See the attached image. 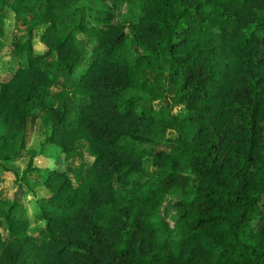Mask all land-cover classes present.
<instances>
[{
	"label": "trees",
	"instance_id": "trees-1",
	"mask_svg": "<svg viewBox=\"0 0 264 264\" xmlns=\"http://www.w3.org/2000/svg\"><path fill=\"white\" fill-rule=\"evenodd\" d=\"M27 23L12 45L24 61L0 81V160L21 154L33 102L61 84L46 139L67 157L84 141L92 161L46 168L32 216L35 182L16 174L0 264H264V0H44Z\"/></svg>",
	"mask_w": 264,
	"mask_h": 264
},
{
	"label": "rangeland",
	"instance_id": "rangeland-1",
	"mask_svg": "<svg viewBox=\"0 0 264 264\" xmlns=\"http://www.w3.org/2000/svg\"><path fill=\"white\" fill-rule=\"evenodd\" d=\"M5 13L0 21V39H2V47L0 48V81L13 73L20 62L24 61L23 57H18L12 49L15 40L26 34L28 28L27 20L32 13V7H42L44 0H23V5L20 10H16L12 4V0H7ZM112 4V3H111ZM115 12V18L120 23H128L130 21V7L127 3L112 4ZM34 50L36 52H45L47 48L38 39L33 38ZM129 45L133 50H138L136 40L129 34ZM57 57L56 51H49L45 59L55 60ZM153 77V76H151ZM168 91L167 98L173 103L176 90L170 82V78H165ZM61 88V84H47L44 91V99L35 101L32 104L33 116L29 118L27 125V143L21 154L16 158L0 160V197L5 198L11 195L15 184L17 183L16 174H27L35 182L36 192L34 195H25L27 213L33 215L39 205L40 199L46 196L50 189L45 184L46 168H57L59 170H67L70 173H75L79 167L89 165L92 161V156L87 151L86 142L77 141L75 148L77 152L72 157H67L55 143H51L46 139L48 134V126L41 121V113L45 109L48 98L55 91ZM69 101L72 102L76 110L78 108L77 96H70ZM174 110H178L174 107ZM35 116V117H34ZM14 137H16L14 135ZM166 149H171L172 146L166 145ZM32 159V166L26 170L27 161ZM82 175L84 172L81 171ZM139 183V180L132 181L131 187L134 188ZM136 200L131 198V206L136 205ZM4 221L0 218V232L2 236V244L10 240L13 236L9 234L3 227ZM42 226L43 222L39 221L35 226ZM46 234L41 227L40 231H34V235Z\"/></svg>",
	"mask_w": 264,
	"mask_h": 264
}]
</instances>
